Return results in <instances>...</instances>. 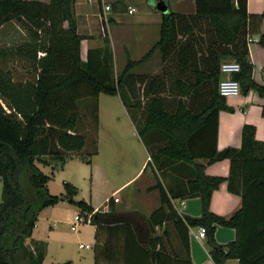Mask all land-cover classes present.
Wrapping results in <instances>:
<instances>
[{
  "label": "trees",
  "instance_id": "1",
  "mask_svg": "<svg viewBox=\"0 0 264 264\" xmlns=\"http://www.w3.org/2000/svg\"><path fill=\"white\" fill-rule=\"evenodd\" d=\"M75 1L0 0V27L16 21L25 27L31 41L14 48L15 56L26 62L23 80L16 81L11 69L0 68V264L43 263L45 242L31 240L28 245L25 241L45 207L66 201L78 208V214H90L92 224L104 219L91 204L75 199L78 188L72 183L64 182L63 192L57 195L47 189L53 171L68 159L76 156L90 162L81 153L86 143L82 106L88 105L96 131L99 94H119L132 119L139 117L137 134L157 167L164 158L190 163L193 168L192 176L176 189L165 190L156 181L153 188L159 192L160 205L146 218L152 230L171 222L182 255L146 247L124 222L123 264H193L188 227L199 226L206 230L215 264L228 258L237 259L238 264H264V141L255 138L253 125L244 124L240 147L219 150L216 145L218 113L231 110L218 92V83L225 78L221 62L230 59L239 64L231 78L239 82L242 94L254 90L264 95V83L252 79L246 41L248 35L259 32L264 12L249 14L247 0H194L193 14L163 13L152 49L140 60H128L114 76L111 55L98 58L88 50L83 60ZM258 43L264 47V34L259 35ZM156 48L165 70L153 75L131 73ZM172 61L177 75L170 78ZM138 82L141 93L135 89ZM261 114L264 117V105ZM90 153H97L96 138ZM44 156H50L54 164L47 163ZM197 159L205 163H195ZM224 159L229 160L227 176L204 173L206 164ZM36 162L51 165V173L45 174ZM223 182L240 198L239 207L229 217L209 208L212 191ZM189 196L200 199L198 217H181L172 206L171 198ZM215 225L233 228L234 240L217 245Z\"/></svg>",
  "mask_w": 264,
  "mask_h": 264
},
{
  "label": "crops",
  "instance_id": "2",
  "mask_svg": "<svg viewBox=\"0 0 264 264\" xmlns=\"http://www.w3.org/2000/svg\"><path fill=\"white\" fill-rule=\"evenodd\" d=\"M39 1L48 2L49 0ZM94 1L98 3V10L93 7ZM159 1L76 0L74 10L77 32L83 37L81 55L83 50L86 55L91 49L95 41L96 29L99 27L108 41L120 44L123 64L128 60L137 61L143 58L159 38V25L163 14L156 9ZM162 1L167 7L165 13L193 14L195 11L194 0ZM106 4L111 6V10L104 12L103 6ZM127 5L136 8V18L131 17L135 13L126 12ZM247 12L249 14L263 13L264 0H247ZM152 27L158 31L151 33L150 28ZM260 34H264V20L260 22L257 34L247 36L252 38L247 46L252 63V79L257 84L264 83V47L258 43ZM96 42V44L100 43V41ZM139 44L143 45L139 48L137 46ZM99 46H103V43ZM132 46H135L133 49L138 53H142L140 51L143 50V54L134 59L126 58ZM112 54L115 60L116 52ZM159 64H161V55L159 49L156 48L146 60L135 66L136 69L133 68L131 73L137 74L134 71L138 70L137 68L154 67ZM101 96V94L98 96L99 120L101 122L100 112L103 102L111 105L107 112L108 119L111 121L108 129L105 130L109 138L103 141V149L99 147V140L97 160H91L87 164L76 156L68 159L62 168L53 171L47 182V189L49 193L57 195L63 192L64 182L72 183L78 188L75 199H82L91 204L94 211L105 215L104 219L97 224H79L78 233L73 236L68 235L65 227H69L68 229L72 232L77 230H72L71 225L79 210L76 206L61 201L39 212L32 235L26 239L25 243L30 245L31 240L45 242L46 251L43 263L49 258L48 264L64 261H70V264H123L126 231L124 222H128L133 233L139 236L146 247L155 251L161 249L163 253L171 256H181L183 249L171 222H164L152 230L146 218L160 205L159 192L153 188L156 181L158 180L165 190L181 187L182 182L192 176V164L172 163L161 158L162 165L157 167L137 132H130L133 136L131 140L120 137L125 131L135 129V123L139 122V117L135 115V119H132L133 116L126 109L119 94L107 95L110 99L104 97L103 101H101ZM225 102L231 110H221L218 113L217 148L221 150L229 146L240 147L241 129L244 124L253 125L255 138L258 141H264V117L261 114L264 95L260 96L254 90H249L246 94L240 92L239 95L228 96ZM113 131L117 132L113 133ZM87 144L85 143L84 149L89 147ZM194 162L204 164L205 160L197 159ZM88 165L91 166L90 172L87 169ZM40 169L45 174L51 173V165L40 166ZM228 171L229 160L227 159L208 163L204 167V173L209 176L225 177ZM88 172L90 173L88 177L90 193L88 197H84L79 190ZM113 196H118L119 200L114 202ZM171 203L181 217H198L201 214L199 197L171 198ZM239 205V196L230 193L225 182L211 193L209 208L217 215L229 217ZM234 238L233 228L215 225L213 239L217 245H227ZM188 241L193 264H215L210 255L211 245L208 238L207 236L198 237L197 227H188ZM82 243L89 247H80ZM223 264H238V261L228 258Z\"/></svg>",
  "mask_w": 264,
  "mask_h": 264
},
{
  "label": "rangeland",
  "instance_id": "3",
  "mask_svg": "<svg viewBox=\"0 0 264 264\" xmlns=\"http://www.w3.org/2000/svg\"><path fill=\"white\" fill-rule=\"evenodd\" d=\"M93 7L95 10H98L97 1L93 2ZM136 16H137V12H135V14L131 17L136 18ZM96 30H97V32L95 34V37L93 36L95 41H94L91 49H89V50H92L93 54L96 55L98 58L103 57L104 54H106V53L108 56L111 55L113 74H114V76H116L118 73H120V71L125 66V64L122 63V53L123 52L119 48L120 44L118 42L112 43L111 41H108L105 38L104 33L99 30V27ZM156 30L158 31V29H154L153 27L150 28L151 33H155ZM96 41H100V43L96 44L97 43ZM30 42L31 41H30V37H29L28 32L26 31L25 27H23L18 22L12 21V22H9V23L5 24L4 26L0 27V68L6 69V70L11 69L13 78L16 81L23 80L24 77L26 76V75H24L25 72L23 70V65H25L26 62H21V60L15 56L14 48L17 45H22L24 43H30ZM101 43H103V46H99V45H101ZM142 45L143 44H139L137 46L140 48ZM134 47L135 46L131 47L129 55L126 58L134 59V58L139 57L140 54H143V50L140 51L142 53H138L137 50L133 49ZM118 48H119V50H118ZM113 50L116 52L115 60L113 59V54H112V53H114ZM81 56H82L83 60L86 59L85 58L86 55H85L84 50L82 51ZM125 61H126V59H125ZM176 66L177 65H176L175 61H172L170 63V71H172V72H169L170 78H173L174 75L175 76L177 75V73L174 72V70H173V69H176ZM137 69L138 70H134L135 72H137V74L140 73V74H144V75L161 74V72L163 70H165V68L161 64H159L158 66H154V67L144 66V67L137 68ZM138 83L137 84L135 83V89H136V91H138V93H141L142 85L140 83L139 84ZM101 95H102L101 101H103L104 97H107V99H110V97L108 98V96L105 94H101ZM108 108H111L110 103L107 105L104 104L103 102L101 103V112H100L101 113V122L99 120V112H98L97 130L94 131L93 130V121L91 118V113L89 112V107H88V105L86 107L84 105L82 106V111L85 113V117H84L83 121L85 124L86 144L89 143V144H87V145H89V147H86V149L83 148L81 153L86 155L90 159V161L91 160L92 161L97 160V155H96L97 153L96 154L90 153L94 147L95 138H96L97 150H98L99 140H100V144H99L100 146L99 147L101 149H103V146H102V144L104 143L103 141H105V140H107V138H109L108 133L106 132V134H105V130L108 129V124L111 121L108 119V114H107V112L109 110ZM103 124H104V126H103ZM134 131L138 132V127L136 125H135V129L133 131H131V130L129 132L125 131V133L123 135H121L120 137L121 138L122 137L127 138V140H131V139H133V136L131 135V133H133ZM116 132L117 131H113V133H116ZM129 142H131V141H129ZM101 157H103V155ZM42 159H44L47 163L54 164V161H52L50 156H44ZM36 163L39 167L40 166L45 167V164H42L40 162H36ZM89 163H87V164H89ZM87 167H88L87 169H89V172H90L91 166L88 165ZM89 172H88L87 177H84V180L80 185L79 192L81 191V193L83 194L84 197H88L89 193H90V191H89L90 190V184H89V178H88L90 175ZM22 184H23V186H26L25 175H23V177H22ZM1 194H2V183L0 181V197H1ZM121 195L122 194H120V196ZM65 228H67L66 233L68 235L73 236V235H76L78 233V228L75 232H72L70 229H68L69 227H65ZM82 245H84V243H82ZM83 251H85V250H83ZM48 259L49 258H47L43 264H48V262H49Z\"/></svg>",
  "mask_w": 264,
  "mask_h": 264
},
{
  "label": "built area",
  "instance_id": "4",
  "mask_svg": "<svg viewBox=\"0 0 264 264\" xmlns=\"http://www.w3.org/2000/svg\"><path fill=\"white\" fill-rule=\"evenodd\" d=\"M126 12L128 14H134L137 12L136 8L127 5L126 6ZM104 12L110 11L111 6L109 4H106L103 6ZM252 40L251 37H247V43H249ZM220 71L226 75L225 78L221 79L218 83V92L221 96H224L225 98L228 96H236L240 94V86L239 82L236 79L231 78V75L239 70V64L230 59H226L221 62L220 64ZM112 200L114 202H117L119 200L118 196H113ZM91 221V215L88 214L86 217L81 216L80 214H76L74 217V222L71 225V229L75 230L77 229V226L82 223H90ZM197 236L204 238L206 237V230L203 226L197 227ZM80 247H89L88 245H79Z\"/></svg>",
  "mask_w": 264,
  "mask_h": 264
},
{
  "label": "water",
  "instance_id": "5",
  "mask_svg": "<svg viewBox=\"0 0 264 264\" xmlns=\"http://www.w3.org/2000/svg\"><path fill=\"white\" fill-rule=\"evenodd\" d=\"M156 9L159 10L162 13H165L167 11V7L164 3V1L160 0L157 4H156ZM222 99L225 101V97L222 96Z\"/></svg>",
  "mask_w": 264,
  "mask_h": 264
}]
</instances>
